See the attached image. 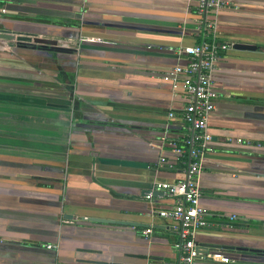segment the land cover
<instances>
[{"label":"crops","instance_id":"obj_1","mask_svg":"<svg viewBox=\"0 0 264 264\" xmlns=\"http://www.w3.org/2000/svg\"><path fill=\"white\" fill-rule=\"evenodd\" d=\"M223 1L230 47L213 73L194 239L226 261L195 264H264V0ZM196 5L0 0V264L175 263L176 228L156 214L174 200L154 189L189 161L169 145L186 130L166 77L197 40Z\"/></svg>","mask_w":264,"mask_h":264},{"label":"built area","instance_id":"obj_2","mask_svg":"<svg viewBox=\"0 0 264 264\" xmlns=\"http://www.w3.org/2000/svg\"><path fill=\"white\" fill-rule=\"evenodd\" d=\"M196 37L195 43L177 49L184 62L178 63L166 77L173 88L179 87L184 99L180 111V120L185 126L184 144L187 149L170 142L173 151L182 155L187 153L189 161L185 168V178L174 183H157L156 191L174 200L170 209L156 211L158 217L171 221L176 228L179 251L175 263L161 264H195L198 260L226 261L224 256L215 251H201L195 242V234L207 226V211L200 205V177L203 174L204 156L211 150V135L208 121L215 110L218 94L213 85V73L216 70L220 52L230 45L218 40L217 17L226 8L223 0H196ZM176 114L170 113L172 118ZM161 163L165 159H160ZM154 190L144 194L151 201ZM152 233L150 228L143 231L144 236ZM47 249L53 248L51 245Z\"/></svg>","mask_w":264,"mask_h":264},{"label":"water","instance_id":"obj_3","mask_svg":"<svg viewBox=\"0 0 264 264\" xmlns=\"http://www.w3.org/2000/svg\"><path fill=\"white\" fill-rule=\"evenodd\" d=\"M235 48L237 49H252L253 47L252 46H249V45H243V44H235L234 45ZM52 50L54 51H57V52H66V48L64 47H61L59 45H56L54 47H50ZM108 163H113V164H122V165H129V166H140V164L138 165V163H132V162H120V161H114V160H108L107 161ZM210 246L211 248H219L220 246H215V245H208ZM230 250H236L238 253H251V252H258L260 253L259 251H249L248 249H245V248H232V247H228ZM262 255V254H261Z\"/></svg>","mask_w":264,"mask_h":264},{"label":"trees","instance_id":"obj_4","mask_svg":"<svg viewBox=\"0 0 264 264\" xmlns=\"http://www.w3.org/2000/svg\"><path fill=\"white\" fill-rule=\"evenodd\" d=\"M184 140H185V137H182L178 140H176V143L179 147H182L183 149H187L188 148V145H185L184 144Z\"/></svg>","mask_w":264,"mask_h":264}]
</instances>
